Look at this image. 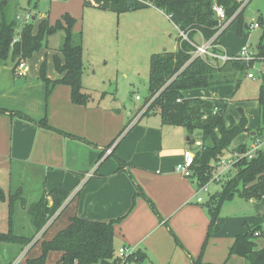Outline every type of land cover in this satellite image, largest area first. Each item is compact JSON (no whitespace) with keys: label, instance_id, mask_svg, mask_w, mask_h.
Wrapping results in <instances>:
<instances>
[{"label":"crops","instance_id":"1","mask_svg":"<svg viewBox=\"0 0 264 264\" xmlns=\"http://www.w3.org/2000/svg\"><path fill=\"white\" fill-rule=\"evenodd\" d=\"M89 5L101 10L99 3L89 2ZM62 7L71 11L70 3ZM143 9L147 10L143 16L147 24L160 25L164 18L173 26L177 32V40L171 42L172 50H177L180 32L170 17L153 6ZM130 12L121 14L124 16ZM45 17L42 15L38 20ZM118 20L117 30L121 22L120 16ZM77 22L76 20L75 26ZM134 25L136 30L132 32L136 42H139V31H142L144 21L138 19ZM59 32L64 35L63 31ZM54 35L49 37L48 48L37 52L38 58L34 57L35 53L31 59L26 60L25 75L15 74L17 61L0 64V108L5 110L0 112V185L4 180L11 184L12 176L17 173L14 170L15 165H24L31 168V173L41 172L46 192L62 187L70 193L62 209L70 207L71 215L91 221L108 222L127 214L115 225L116 237L122 242L118 246H134L147 253L144 264H196L194 260L201 254L202 264H247L244 257L231 255L229 250L239 233L257 225L261 226L258 231L264 232V198H242L244 201H235L234 198L226 202L218 219L220 228L208 239L202 252L210 224V215L205 206L210 197H205L203 193L210 196L215 194H211L210 185L218 182H210L209 190L203 191L200 190L196 177H186L175 171L176 165L183 160L184 150L193 147L191 140L201 138L191 135L184 126L163 124L160 115L143 119L146 116L141 114L144 107L135 116L132 112L124 114L121 110L117 111L103 102L106 92L100 94L98 100H94L86 89L84 76L83 89L92 96L88 105L74 103L71 87L67 84H57L47 97V86L38 79V72L47 55L48 76L51 79L59 77L52 55L58 53L61 46L51 45L50 38ZM165 36L172 39L173 34L169 31ZM195 39L198 44L207 41L200 32L195 35ZM166 43L167 41L163 45ZM82 44L84 74H87L95 62L89 57L86 59L84 40ZM219 44L225 46L230 53H236L247 45L245 43L231 51L221 37ZM103 63H108L106 58H103ZM104 74L101 79L111 80L110 72ZM123 76L127 78L129 74L123 72ZM233 85L193 88L183 94L186 98L212 100L222 107L225 101L228 105L231 104ZM257 103L258 123L252 125L249 121L248 124L252 135L259 125L258 100ZM243 110L246 113V109ZM11 112L24 113L33 121L47 117L49 125L85 138L93 144L66 137ZM228 115L234 117L230 111ZM127 116L132 118L131 125L123 131L127 125ZM121 132L123 133L120 135ZM247 134H240L232 142L226 156H231L241 144L250 145L252 139ZM116 137L118 138L115 143L103 153L104 148ZM116 157L126 163L123 170H119ZM232 170L227 173L226 178L232 175ZM138 189L142 190L143 195L139 193L135 206L131 209ZM198 197L203 200L198 201ZM147 198L153 202L158 214L154 213ZM226 204L235 206L234 210L226 213ZM175 237L182 245L177 243ZM253 241L256 249L264 248V235H255Z\"/></svg>","mask_w":264,"mask_h":264},{"label":"trees","instance_id":"2","mask_svg":"<svg viewBox=\"0 0 264 264\" xmlns=\"http://www.w3.org/2000/svg\"><path fill=\"white\" fill-rule=\"evenodd\" d=\"M99 7L121 14L150 7L138 0H97ZM153 6L166 13L179 30L187 34V38L179 37L177 50H164L154 53L150 57L149 73V95L143 107V115L159 114L163 124L184 126L190 134L199 133L203 146L197 149L193 177L197 178L199 185L208 183L212 177L215 162L220 159L229 149L232 142L242 133L247 132L251 138L264 133V78L259 87L257 100L259 102V125L252 135V129L248 127L249 119L242 107L237 110L240 118L236 120L230 115L227 117L228 102L224 106H217L212 100L199 97L186 98L183 92L193 88H208L212 86L234 84L237 91L242 82V76L247 73L246 61L232 60L224 64H212L206 59L197 56L193 52L197 43L195 35L200 32L206 40L215 37L214 41L219 44V38L225 29L219 31V19L214 10V5H222L227 17L235 15L230 24L238 21V32L243 34L246 23L243 20V1L238 0H150ZM8 0H0V64L8 61L31 59L35 53L48 48V40L51 35L59 31L64 32V39L58 53L52 55L54 68L59 77L51 79L48 76V56L46 55L39 66L38 79L47 86L46 96L52 92L57 84H67L71 87L72 101L80 105H88L92 96L83 89L84 46L81 40L76 39L74 26L76 18L66 12L54 24L48 18L30 20L25 23L21 30V38L14 42L18 25L17 18L10 17L6 12ZM85 4H89L85 1ZM260 24H264L263 17L259 18ZM218 48V47H217ZM216 51H220L217 49ZM259 56H264V46H260ZM252 64V63H251ZM234 96L231 95L230 99ZM224 102V101H223ZM5 110L0 108V112ZM12 113V112H11ZM14 115L33 121L29 116L21 112ZM45 128L62 133L66 137L82 140L93 144L85 138L66 133L48 124L47 117L39 121H33ZM131 122L123 129L126 130ZM123 132L120 133V135ZM119 136V135H118ZM113 139L103 150L107 151L117 140ZM194 139L190 143H194ZM247 145L241 144L237 150H246ZM112 151V155H114ZM119 170L125 168V162L118 157ZM236 173L228 175L223 188L210 196L205 204L210 215V224L206 240L202 247L204 252L208 239L219 230L221 210L224 204L236 197L243 199L264 198V149L260 150L254 158L243 157L234 166ZM20 193V192H18ZM142 190L136 192L131 209L135 206V199ZM9 198V229L0 232V242L8 244H19L23 247L29 246L36 235L44 228L48 221L67 202L70 193L62 187H56L44 194L30 204L28 210L32 222L36 228L33 236L19 234L14 228V196L10 193ZM0 200H6V194L1 190ZM154 213L158 211L153 202L147 198ZM26 207V204L24 205ZM130 209V210H131ZM14 210V212H13ZM63 208L59 215L64 211ZM127 215V214H126ZM126 215L112 219L108 222H97L72 215L69 224L59 231L51 239H37L28 249L41 241L42 253L37 257L26 258L24 264H47L50 252L60 253V264H108L117 253L115 225L120 223ZM257 225L242 233H239L230 254H237L246 259L247 264H264V248L256 249L253 241L255 232L260 230ZM46 234V230L43 235ZM176 238L178 244L182 245ZM138 264H144L147 253L138 249L131 257ZM196 264H202V254L194 260ZM7 264H13L12 261Z\"/></svg>","mask_w":264,"mask_h":264},{"label":"rangeland","instance_id":"3","mask_svg":"<svg viewBox=\"0 0 264 264\" xmlns=\"http://www.w3.org/2000/svg\"><path fill=\"white\" fill-rule=\"evenodd\" d=\"M85 1L88 2L87 0H8L6 12L10 17L17 18L18 25L23 23L27 13L31 15L32 20H35L33 16L37 15V19H39L42 15H45V18H48L52 24L66 12L73 14L72 16L78 21L77 25L74 26L76 39L84 40L86 46L85 57L86 59L89 57L95 62L90 69L88 68L87 74L83 75L86 89L91 93L94 100H98L100 94L106 92L103 102L110 104L117 111L121 110L124 114L132 112L135 116L136 112L143 108L149 95L151 54L162 52L165 49L172 50L171 42L177 40V32L164 18L160 25L147 24V20L143 19L146 9H139L122 16V14H117L110 10L103 9L105 11L103 12L102 9L85 4ZM238 1L244 2L242 16L245 23L249 24L253 20H259L260 17L264 19V0ZM68 3L71 4V11L64 10L62 7ZM119 16L121 22L117 30ZM138 19L142 22L144 21V27L142 31H139V42H136L132 31L136 30L134 24ZM238 25V21L230 24L221 36V40L231 51L246 43L253 51L258 53L260 46H264V24H260V27L257 28L245 27L243 34H239ZM169 31L173 34L172 39L169 36H165L168 35ZM17 34H19V29L16 30V37ZM63 39V33L57 32L56 35L50 38V43L52 46L60 47ZM165 41L167 43L163 45ZM34 57L38 58L37 53ZM103 58L107 59V64L103 63ZM263 62L258 61L256 66L251 69L256 74V78H249L246 73L242 76V82L237 91H235V86L233 85L232 93H234V96L231 99V104L228 105L227 117H229L228 112L230 111L238 119L239 112L237 108L242 107L246 109L245 114H247L250 123L252 125L258 123L257 97L259 87L263 82L262 77L259 76V69ZM105 72H110L111 80L105 81L101 79ZM123 72H127L129 76L125 78ZM137 96H139L138 99ZM156 115L159 114L152 113L149 116H144L143 119L155 117ZM131 121V116H127V125ZM194 136H199V133L195 132ZM247 136L250 137V134H247ZM15 166L16 169L14 170L17 173L12 176V183L10 184V181L4 180L0 185V192L2 190L6 194V200H0V232H6L9 229L10 206L8 204L11 193L15 198L13 205L15 210V231L22 235L33 236L36 228L28 208L31 203L36 202L45 192L41 172L31 173L30 167L24 165ZM234 168H232V175L236 173ZM226 179L224 178L222 182L211 184V194L220 192ZM205 193H203L205 197H210L208 193ZM235 201L244 200L241 197H236ZM25 204L26 207L24 206ZM227 205L224 207L226 213L229 210H234L235 206ZM61 209L36 235L33 242L29 246L23 247V250L19 244L0 242V264H7L10 261L13 264H24L27 257L39 256L42 253L41 241L34 245L30 251H28L29 247L37 239H51L69 224L72 210L68 207L59 215ZM45 230L46 234L43 235ZM120 243L122 242L117 239V246ZM59 258L60 253L52 251L48 256L47 264H60Z\"/></svg>","mask_w":264,"mask_h":264},{"label":"built area","instance_id":"4","mask_svg":"<svg viewBox=\"0 0 264 264\" xmlns=\"http://www.w3.org/2000/svg\"><path fill=\"white\" fill-rule=\"evenodd\" d=\"M88 2L92 4H97V0H87ZM146 5L153 6V3L150 0H138ZM154 7V6H153ZM214 10L216 12V15L219 19L220 27L218 33H221L224 29H226L232 20L234 19L235 15L231 18L227 17L226 11L222 5L215 4ZM31 20V15L27 14L24 20V23H27ZM22 25V27H23ZM22 27L19 29V34H17V37L15 36L14 42L19 40L21 38V30ZM260 27V21L259 20H253L251 23L247 24V28H257ZM180 37L187 38V34L179 30ZM215 37L205 41L202 44L194 43L196 49L193 52L194 57L200 56L204 59H206L208 62L212 64H224L227 61L232 60H242L246 61L248 65L247 70V76L249 78H256V74L251 71L253 69L258 61H264V56H259L257 52L253 51L251 47L247 44L243 46L238 52L236 53H230L225 46H222L221 44H216L214 41ZM215 47L217 49H220V51H216ZM252 63V64H251ZM26 60H20L15 65V74L18 76H23L26 74ZM259 76L264 78V62L259 69ZM139 96H137V99ZM147 108L144 107L141 114L144 112V110ZM256 134V133H255ZM252 141L250 145L247 146L246 150H235L232 152L231 156H226L224 154L220 159H218L215 164L212 171V177L210 181L204 185L200 186V190L208 191L209 190V183L210 182H222L224 178H226L227 173L234 168L235 163L243 158L247 157L249 159L254 158L258 152L262 149H264V133L255 136L254 138H251ZM203 146V143L201 140H196L193 143V147L187 148L184 150L183 153V160L179 162L176 167L175 171L177 173H180L186 177L193 176V167L195 164V158L197 149L201 148ZM202 197H198V201H202ZM256 236L264 235V232L256 231ZM137 248L134 246L129 245H121L118 247L117 253L113 259L108 264H136L135 261L131 259L132 255L137 252Z\"/></svg>","mask_w":264,"mask_h":264},{"label":"water","instance_id":"5","mask_svg":"<svg viewBox=\"0 0 264 264\" xmlns=\"http://www.w3.org/2000/svg\"><path fill=\"white\" fill-rule=\"evenodd\" d=\"M35 17H33V19H34ZM246 26H247V24H246ZM255 134V132H253V135Z\"/></svg>","mask_w":264,"mask_h":264}]
</instances>
